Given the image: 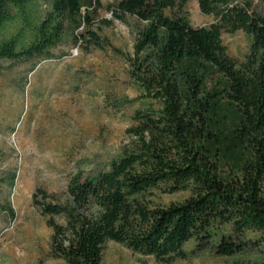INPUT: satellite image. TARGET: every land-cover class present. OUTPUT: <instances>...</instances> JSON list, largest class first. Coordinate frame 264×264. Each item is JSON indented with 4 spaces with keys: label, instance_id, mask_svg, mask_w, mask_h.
Masks as SVG:
<instances>
[{
    "label": "trees",
    "instance_id": "obj_1",
    "mask_svg": "<svg viewBox=\"0 0 264 264\" xmlns=\"http://www.w3.org/2000/svg\"><path fill=\"white\" fill-rule=\"evenodd\" d=\"M44 1L42 15L36 0H0V30L18 23L0 42V61L39 63L66 42L76 48L77 31L101 7L100 0ZM186 2L110 7L113 19L137 24L127 58L137 92L127 103L137 106L104 171L74 175L62 197L33 195L50 229L49 254L63 264H101L107 242L158 264L206 248L220 258L264 248V17L253 0H198L214 22L192 27ZM237 31L250 37L242 61L221 40ZM178 193L187 196L162 202Z\"/></svg>",
    "mask_w": 264,
    "mask_h": 264
},
{
    "label": "rangeland",
    "instance_id": "obj_2",
    "mask_svg": "<svg viewBox=\"0 0 264 264\" xmlns=\"http://www.w3.org/2000/svg\"><path fill=\"white\" fill-rule=\"evenodd\" d=\"M118 1L100 0L101 7L90 14L91 24L77 31L78 46L62 44L54 51L55 59L0 61V264H63L49 254L50 229L34 206L33 195L42 189L62 197L74 175L104 171L117 156L137 106L127 103L137 97L127 61L137 24L133 18L113 19L110 7ZM36 4L44 15L46 2ZM252 7L264 17L263 2L253 0ZM85 11L81 9L82 14ZM182 14L192 27L214 22L201 13L198 0H187ZM17 29V22L6 25L0 42ZM221 40L233 59L242 61L247 55L250 37L244 32H223ZM186 196H163L162 202ZM194 245L190 241L185 251ZM261 250L220 258L206 248L172 264H264ZM101 264L158 263L107 242Z\"/></svg>",
    "mask_w": 264,
    "mask_h": 264
}]
</instances>
